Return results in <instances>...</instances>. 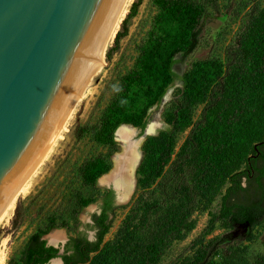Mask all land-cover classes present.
Segmentation results:
<instances>
[{
	"label": "trees",
	"instance_id": "1",
	"mask_svg": "<svg viewBox=\"0 0 264 264\" xmlns=\"http://www.w3.org/2000/svg\"><path fill=\"white\" fill-rule=\"evenodd\" d=\"M143 1L132 4L107 52L108 61L129 35ZM244 1L250 8L237 38L226 50L225 61L209 57L191 64L181 79L183 86L163 113L168 127L143 144L144 157L137 170L140 193L112 240L105 241V237L120 208L114 190L107 189L97 197L82 193L74 197L70 215L76 224L75 235L65 244L64 264H159L173 243L196 228V213L210 207L217 197L220 211L194 242L195 253L176 264H220L217 259L231 245L230 234L206 241L218 223L227 229L246 225L254 229L264 223V165L257 164L264 162V5L260 0ZM153 4L157 13L133 68L120 77L99 120L75 129L78 141L91 135L107 149L80 166L84 189L96 190L99 179L112 169L119 127L145 130L150 110L162 104L176 81L177 56H188L196 49L201 20L220 9V0H153ZM187 129L190 131L177 151L179 137ZM243 177L248 180L247 188L242 186ZM94 203L100 213H94L93 223L85 225L96 231L90 241L87 233L79 231L80 215ZM22 216L18 208L13 224ZM62 228L70 229L66 218L49 216L28 238L19 258L8 264H48L58 258L60 248L49 246L43 237ZM260 257L264 262V256Z\"/></svg>",
	"mask_w": 264,
	"mask_h": 264
},
{
	"label": "water",
	"instance_id": "2",
	"mask_svg": "<svg viewBox=\"0 0 264 264\" xmlns=\"http://www.w3.org/2000/svg\"><path fill=\"white\" fill-rule=\"evenodd\" d=\"M114 2L0 0V214L19 181L53 142L74 101V92L88 78ZM170 94L171 88L162 104ZM151 123L144 131L122 125L115 134L123 151L118 137L122 127L143 132L134 190L143 144L157 134L156 129L149 132ZM118 154L113 156V168L98 184H105L103 179L115 169ZM107 186L114 190L117 206L130 202L132 195L124 199L114 184ZM95 208L90 205L87 210ZM83 219L91 222V218ZM54 232L43 239L62 252L69 237L52 243ZM48 264H62V260L55 258Z\"/></svg>",
	"mask_w": 264,
	"mask_h": 264
},
{
	"label": "rangeland",
	"instance_id": "3",
	"mask_svg": "<svg viewBox=\"0 0 264 264\" xmlns=\"http://www.w3.org/2000/svg\"><path fill=\"white\" fill-rule=\"evenodd\" d=\"M260 1L264 5V0ZM249 8L244 0H220L219 11H210L201 20L198 28L199 35L196 49L188 56L181 54L177 56L178 62L174 67L177 78L171 88V94L165 103L157 106L150 113V122L154 123H151V125L155 127L157 134L160 130L168 127L164 121L163 113L169 102L175 99L177 89L183 86L181 79L185 72L194 62L209 57H216L225 61L226 50L237 38ZM156 13L157 9L153 4V0H144L138 15L132 21L129 35L121 41L120 49L115 53L111 61L107 60L106 53L103 70L92 85V95H89L88 99L80 106L79 111H77L70 132L65 134V139L59 143L41 170L32 179L29 192L19 199L11 217L0 225V253L2 252L6 255L4 264L19 258L20 252L28 238L39 227H43L47 222V218L51 215L66 218L69 221L70 229L62 228L59 231L64 233V237L74 236L76 224L70 215L74 197L80 193L85 197H97L109 189L106 184H98L96 190L82 187L79 177L80 166L90 158L105 154L107 149L96 144L91 135H86L81 141H78L74 132L78 126H83L87 123L95 124L99 120L103 109L108 105L115 93L120 77L133 68L139 53L138 48L141 42L146 39ZM114 41L115 38L109 48L113 46ZM201 110L202 106L197 109L195 120L198 119ZM189 131L190 129H187L180 135L177 151ZM142 135L143 132L136 134L135 131L131 142L141 139ZM121 151L122 145L119 142L117 153ZM113 159L114 157L111 159L112 168ZM139 193L136 186L130 202L116 210L113 227L106 235L105 241L113 239L118 227L128 214L132 203ZM220 204L221 199L217 197L210 207L198 211L195 215L197 220L196 228L184 240L173 243L159 264H176L183 258L193 256L196 251L194 242L202 236L211 217L219 213ZM91 205L98 207V203ZM18 208L23 216L15 225L13 221ZM98 209L99 207L89 211L86 208L80 215L81 223H89L84 221L83 217L91 218L94 213H97ZM59 231L53 232L55 234ZM224 234H230L229 237L231 239L229 242L231 245L217 259L220 264H264L260 260V256H264V223L254 229L247 226L227 229L221 223H218L206 238V241Z\"/></svg>",
	"mask_w": 264,
	"mask_h": 264
},
{
	"label": "bare ground",
	"instance_id": "4",
	"mask_svg": "<svg viewBox=\"0 0 264 264\" xmlns=\"http://www.w3.org/2000/svg\"><path fill=\"white\" fill-rule=\"evenodd\" d=\"M133 1L134 0H115L88 78L74 92V101L64 121L62 122L53 142L48 146V148L43 152V154L19 181L7 206L0 214V225L5 220H8L11 217L19 199L29 192L32 179L36 176L39 170H41V168L46 163L51 154L55 151L59 143L63 139H65V134L70 132V128L71 125L74 124L73 122L75 121L77 111H79L82 103L88 99L89 95H92V85L103 70V66L105 63L104 59L107 50L113 42L120 28V25ZM154 131L155 127H153V125H150L149 132ZM134 135L135 129L130 126H124L119 130L118 137L123 142V151H121L115 159L116 167L113 172L105 176L103 179V182L106 185L114 184L120 190V196L124 199L133 195V190L135 187V168L141 157V139L137 140L136 142H131V138ZM61 240H64V233L61 231L51 236L52 243H57ZM5 260L6 255L1 252L0 264H4Z\"/></svg>",
	"mask_w": 264,
	"mask_h": 264
},
{
	"label": "flooded vegetation",
	"instance_id": "5",
	"mask_svg": "<svg viewBox=\"0 0 264 264\" xmlns=\"http://www.w3.org/2000/svg\"><path fill=\"white\" fill-rule=\"evenodd\" d=\"M255 157H256V156H255ZM256 158H257V157H256ZM257 164H258V166L260 167V166H263V165H264V162H263L262 160H259ZM242 186L245 187V188L248 187V180H247L246 177H243V178H242ZM261 194H262V197H261V207L264 209V178H263V180H262ZM98 207H99V205H98ZM99 210H100V209H99ZM98 213H99V212H98ZM89 223H93V221H92V217H91V222H89ZM86 224H88V223L82 224V226L79 228V231L87 233V235H88V240L93 241V240L95 239V236H96V231L87 230V228H86V226H85ZM246 226H247V227H250L249 225H246ZM91 234H92V238H91ZM68 241H69V240H68ZM68 241H67V242H68ZM67 242H66V243H67ZM64 253H65V245L63 246V250H62V252H61V249H60L59 257H58V258H60V259L62 260V264L65 263L64 260H63V258L61 257ZM69 254H71V253H69Z\"/></svg>",
	"mask_w": 264,
	"mask_h": 264
}]
</instances>
